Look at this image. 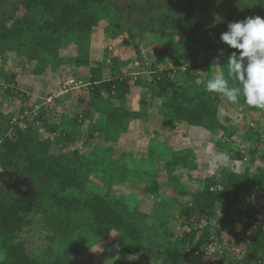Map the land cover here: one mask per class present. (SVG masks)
Returning a JSON list of instances; mask_svg holds the SVG:
<instances>
[{"label": "trees", "instance_id": "obj_1", "mask_svg": "<svg viewBox=\"0 0 264 264\" xmlns=\"http://www.w3.org/2000/svg\"><path fill=\"white\" fill-rule=\"evenodd\" d=\"M177 2L181 3L162 13L156 0H145L149 10L143 21L132 22L112 12L109 21V6L121 8L110 0H20L25 12L12 23L13 14L0 9V57L4 63L11 52L14 60L27 53L29 62L36 61L31 77L47 76L46 60L53 62L54 70L69 64L61 77L67 87L79 83L74 78L83 79L76 71L78 66H91L90 77L79 83L81 88L68 90L47 107L38 105L39 98L29 104L32 96L25 94L21 105L6 109L5 100L16 96L11 84L19 81L14 73H5L1 80L5 98L0 100V170L27 177L35 194L16 193L0 180V264H76L69 256L76 252L75 240L91 236L107 241L114 234L118 235L115 246L106 247L109 253L90 259V264H132L130 252L138 256L137 264H211L212 260L215 264H264V121L261 125L258 121L259 126L249 123L246 129L227 125L229 119L221 114L224 96L205 90L214 75H228V58L218 59L219 45L227 47L228 56L237 50L223 43L220 35L227 31L228 23L240 21V15L226 17L222 12L221 29L216 31L208 25V11L201 8V15L192 12L199 9L197 0ZM227 6L222 10L227 12ZM102 20L106 23L101 27ZM94 27L97 34L101 27L105 47L104 58L92 66L90 49L83 42ZM159 31L172 37V50L178 48L190 62L184 71L170 66L172 58L164 48L154 62L149 61L148 69L142 61L143 66L127 72L124 68L131 62L116 56L108 45L120 37L123 45L135 50L136 62H140V38L148 32L159 37ZM70 39L81 47L76 57L65 62L60 49ZM199 45L205 50L197 51L194 47ZM208 53L213 59L206 62L202 75L191 62L206 59ZM180 54L174 59L183 57ZM0 71L4 73V68ZM71 79L73 83H69ZM229 83L237 82L230 79ZM134 88L140 90V110L129 113L125 100ZM65 95L76 102L78 110L64 106ZM240 99L232 105L244 104L243 112L259 111L264 119V109L249 107L242 96ZM102 101L107 106L101 108ZM158 102L164 118L208 130L217 148L240 163V170L222 163L216 172L197 179L192 193L183 177L174 172L182 150L167 151L165 183L157 178L154 159L116 152L109 143L134 129V120ZM41 131L48 135L40 138ZM237 136L246 144L244 149L237 147ZM97 138L108 144L98 145ZM71 145L88 151L69 150ZM93 169L98 171L96 181L89 180ZM138 190L145 197L161 195L160 201L146 211L148 199L139 198L146 201L144 207L134 198ZM167 207H174L173 213L181 218L184 229L179 234L161 227L159 214ZM154 231L161 242L148 247L147 239L156 237ZM55 241L67 249L63 254ZM212 243L217 246L211 252Z\"/></svg>", "mask_w": 264, "mask_h": 264}, {"label": "rangeland", "instance_id": "obj_2", "mask_svg": "<svg viewBox=\"0 0 264 264\" xmlns=\"http://www.w3.org/2000/svg\"><path fill=\"white\" fill-rule=\"evenodd\" d=\"M112 1V3H116L119 5L120 11L115 9L114 7H112L111 5L109 6V21H111L110 17H111V12L112 14L115 16H118L120 13L123 17V19L125 21H129L132 22L133 20H140L143 21L144 15L146 13V11H148L149 9L145 6V0H110ZM159 7H160V11L163 13L164 11H166V8H168V6L170 8H174L175 5L177 3H181V2H177L179 0H156ZM187 0H183V3H185ZM197 6L199 9H193L192 12L195 13V15H201L203 14V12L200 10L201 8L203 10L208 11V18L209 20H207L208 25L210 27V29L213 28L216 29V31H219L221 29V23H220V14L222 12H224V15L226 14V17L232 16L233 14L236 15H240V21L244 20L246 17H255V16H260L261 18H264V3H260L257 2L255 3V0H197ZM228 4L227 8L228 11H223L222 7H224V5ZM252 4V6H251ZM19 8V13L17 12L16 14V10H18ZM0 9L4 10L5 12H7L8 14H13V18L10 21V23H12L13 21L17 20L20 16H22L24 14V10L21 9L20 7V0H0ZM217 17H219V22H217ZM106 21L102 20L99 24V26H103L105 25ZM101 27L99 28V33L102 35L101 32ZM94 30V31H93ZM92 30V35L91 37L87 40L86 38V42L83 43H87L90 40L95 41L97 38V32H96V27H94V29ZM99 35L101 38L102 36ZM159 37H155V34H151V32H148L147 34H145V36L141 37L139 42H140V50H141V61L140 62H136V63H129L127 65V67L124 68V70H127L128 68L131 67H136L135 64L138 65H142V61H145V67L148 69V65L149 63L152 61L154 62L158 56V51H160L161 49L163 50L168 49L167 50V57L168 58H172V60H170V66H175V67H181V69L184 71V67L186 66V63L188 62V60L184 57V55L178 53V48H174L172 50V45H171V38L172 37H166L165 34H163L162 32L159 31L158 33ZM122 37V36H121ZM70 42L74 43L73 45L71 44V46H73L76 49H79L81 47V44L79 42H77L75 39H70ZM68 42V41H67ZM109 48L112 50V53H114L116 56L118 57H122L123 52H121V50L123 48H125L121 41V38H117L113 41L112 44H108ZM130 50L133 52V56L135 57L134 60H138L137 59V55L135 53V50H133V48L131 46ZM197 51H201V50H205L204 46H195L194 47ZM102 47H99L98 51H94L96 53V57H98L99 55L103 56V52L101 51ZM101 53V54H100ZM122 53V54H121ZM180 54L183 57H178L176 59H174V55ZM78 54V52H77ZM174 54V55H173ZM218 59H227L228 56V51H227V47L223 44L219 45V50H218ZM207 55V54H206ZM7 61L4 63L2 61V57H0V67L4 68V73H2L0 71V83L2 84L4 79V75L5 73L8 74H16V80H19V83L17 85V83L15 84H11L12 87H14V90L16 91V96L12 97V98H8L5 100L4 104L7 106L6 109H8L11 105L13 106H19L21 105V100L23 99V97H25V94L27 95H31V100H29V104L32 101H38L40 96L38 93H36L37 89L40 88H44L45 86L47 88H52V76L47 75V83H41V81H38V77H31V74L35 71V65H36V61L32 60V62L28 61V54L27 53H20L19 55L16 56V59L14 60V53L11 52L9 54H7ZM13 57V58H12ZM207 58H202L201 60L197 61L196 59L193 60V65L196 64L195 69H197L200 73H202V75H204L206 73V62L212 61L213 56L211 53H208V55L206 56ZM220 57V58H219ZM133 60V61H134ZM48 60H46L45 62H47ZM150 61V62H149ZM108 63V61L106 62ZM190 63V62H188ZM147 71V70H146ZM128 72V70H127ZM146 75H148V72H146ZM19 76V77H18ZM24 79V80H23ZM15 80V81H16ZM24 81L23 84L21 85V81ZM55 82L57 83V85L62 86V84L64 85V82L61 78L58 79H54ZM5 88V86L3 87ZM28 90H35L36 92H31ZM56 90H52V92H55ZM31 92V93H29ZM17 97V98H16ZM68 97H70L68 95ZM2 98H5V95L2 91V89H0V100ZM22 98V99H21ZM50 100L52 98H49ZM48 100V101H50ZM241 100V99H240ZM47 103H51V102H47ZM26 104L28 105V102H23V105ZM45 106V103L43 104ZM42 105V107H43ZM103 105V104H102ZM244 104H241L240 107L239 106H234L232 105L231 102H229L227 100L226 97L222 98V104H221V114L224 117V119H229L227 122H225L227 125L230 124L231 126H238L239 129H243L247 127V125L250 123L251 125H255L258 124V121L260 122V125L263 123L262 121H264V119H260V114L259 112H254L252 115L250 116H245V112H243V106ZM34 113V111H32ZM227 117V118H226ZM264 129V128H263ZM40 138L46 137L48 135V133H45L44 131L39 132ZM141 138H136L134 137V140H132L131 145L134 144L136 146L135 143H139L137 148H140V150H142V142L146 141L145 139L140 140ZM235 142L237 144V147L241 149V145H244V147L246 146V144H242V140H240V138L237 136L235 137ZM139 140V142H137ZM96 143H98V145L100 146H106L107 144L104 143L102 140H98ZM119 144V141H118ZM130 144H123V145H118L120 148V150L122 149L121 152H123L124 154H127V150L125 151V149L131 146ZM206 145V144H205ZM230 145V142H227V146ZM177 146V145H176ZM54 147V148H53ZM52 147V151L54 152V150H56V146ZM81 149H80V148ZM79 147L76 146H70L69 150H73L74 148H77L78 152L81 154H86V152L88 151L86 148H83L79 145ZM144 147V146H143ZM243 147V146H242ZM243 147V148H244ZM68 149V148H67ZM86 152H85V151ZM144 150V149H143ZM142 150V151H143ZM199 152H202V150H199ZM118 154V153H117ZM219 157L221 154H218ZM225 156H227L225 154ZM221 157H224L221 155ZM202 159V157H201ZM218 161V160H217ZM264 161V160H263ZM206 161H202V163H205ZM227 163H229V166L232 167V169L234 171H238L240 170V163L239 162H235L234 160H227ZM225 162V163H226ZM226 163V164H227ZM205 168L207 170L210 169V163L208 164V162L206 163ZM95 171H92L89 174V180L90 181H96V175L94 173ZM203 172H206V170H204ZM181 173V172H180ZM182 176V175H181ZM199 179V178H197ZM0 180L3 183V185L6 186L7 189L12 190L16 193H23L25 195H34L35 193V187L33 186V184H31L30 180L27 177H22L21 175L15 174L12 172V170L10 169H6V170H0ZM186 183V188L189 191H192L193 189L195 190V188L197 187V182H193L194 184H190L187 182V179H185L184 181ZM155 200V198L149 199L148 203L145 207L146 211H150L151 210V204L153 203V201ZM167 211H165L163 214H159V216H161V218L159 219L160 223H161V227L162 229H167L173 232H176L177 234L181 233L184 229V227H181V218L179 216H175V214L173 212H175L174 207H167ZM171 212L173 214H171ZM168 215V218H167ZM264 220V218H262ZM157 231V230H156ZM156 231L151 232L153 236L156 235V237H152V238H148L147 239V246L148 247H154L156 244H158L159 242H161V237L158 236V234L156 233ZM224 242L225 244L227 243V235L224 234L223 236ZM118 240V235L114 234L112 235V237L110 239H108L107 241H104L103 238H98V237H85L82 239H77L74 242L75 245V249L76 252L71 254L69 253V256L71 258V261H73L76 264H90L92 263L91 261L96 259V258H100L101 254L103 252L105 253H109V249H107L106 247H111L109 245L115 246V244L117 243ZM57 241H55L56 243ZM57 247H60L61 245L57 242V244H55ZM217 245L212 243V245H210V247L208 248L209 251H213L215 250ZM61 248V252L63 254V252H65L66 250L62 247ZM112 248V247H111ZM107 249V250H106ZM220 250V249H219ZM67 253H65L64 255H66ZM112 255V254H111ZM105 256V255H104ZM130 257H132V264H137L136 259H137V255H134L132 252H130ZM129 257V258H130ZM92 259V260H90ZM212 260V259H211ZM134 261V262H133ZM215 264L213 262V260L211 261V264ZM129 264V263H128Z\"/></svg>", "mask_w": 264, "mask_h": 264}, {"label": "crops", "instance_id": "obj_3", "mask_svg": "<svg viewBox=\"0 0 264 264\" xmlns=\"http://www.w3.org/2000/svg\"><path fill=\"white\" fill-rule=\"evenodd\" d=\"M99 35L101 34L98 33V37L96 38L95 41L91 40V43L90 42L88 44L86 43L87 47L90 49V58H91L90 61L93 62L91 64L92 66L95 65L94 63L98 61L101 62L100 59L104 58V55L101 56L99 54H98V57H96V53L94 52V51H98L99 47H102L101 51L103 52V48L105 47L104 46L105 41L103 39V36L101 35L102 36L101 38ZM70 43L72 45L74 44L68 41L60 49V55L65 59V62L70 61L69 58L76 57V55H78L77 54L78 49L71 46ZM124 47L125 48L121 50V52H123V55L120 58H122L125 61L126 60L130 61L132 64L136 63V60H134L135 57H132L133 56L132 53L134 51L132 52L129 46H124ZM45 63H46V66H48L47 67L48 69L46 68L47 75L52 76V88H47L45 86L44 88L37 89L36 90L37 92L35 90H28L31 92H36L40 96H42V97H39V99L41 100V101H38L39 106H42L45 103V106L47 107L50 104L47 102H52L54 98L55 99L60 98L68 90L81 88V85L83 84L82 80L85 77L87 78L90 77L91 75L90 73L91 66H84V67L78 66L76 71L77 73L79 72L80 77L83 76V79L81 78L80 79L74 78V79L78 81L81 85H79V83L78 84L76 83V85H73L72 87H67L65 83L63 82L64 85L62 84V86H59L57 85L54 79H58L64 76L66 73L65 69L70 67L69 64L66 65V68L58 67L54 70L51 67L53 63L51 60H48ZM136 64L135 66H137ZM37 79L38 81L40 80L42 84L44 82L47 83L46 82L47 77L45 75L42 77L40 76ZM23 80L21 81L22 82L21 85L24 82ZM52 90H56V91L52 92ZM83 96L84 97L88 96L86 91ZM49 98H52V99L50 100ZM139 100H140V90L138 88H134L131 94L128 95L127 100H125V103H126L125 109L127 108L129 113H132V111L140 110ZM34 103L35 101H32L30 104L34 105ZM64 103H65L64 106L66 107L72 106L73 109H74V106L77 107L76 102L70 101L67 95H65L64 97ZM56 105L58 106L57 109L59 110L61 107L59 108L58 103H56ZM84 106L85 105H83V107ZM100 106L101 108H103L107 106V103L105 101H102ZM160 106L161 104L159 102L156 105L155 104L152 105L149 108V110L146 112V114H144L143 117L139 118L138 120H134L136 121L134 123V127H135L134 129H130V131H128L125 134L117 135L116 138L113 140V142L109 143L110 146L112 145L115 146L116 152H118L119 151L118 148H120L119 147L120 145H123L125 143L131 145L132 143L131 141L134 140V137L141 138L140 140L145 139L146 141H143L141 143L142 150L144 149L143 151L140 150V148H137L139 146L138 145L139 143H135L136 146L132 144L130 147H128V149L126 148L125 151L127 150L126 153L128 155L129 154L133 155L135 153L139 156V158L154 159L157 164L156 165L157 178L159 181L163 183L167 181V176L165 174L166 173L165 163H164L167 151L169 149L176 150V151L182 150L184 154L183 156L180 157L177 165L174 167V172L182 175L183 177L182 182L185 184V186H186V183L184 182L185 179H187V182L189 183V185L194 184L193 182H197V178H203V176L206 177L207 175L216 172L217 169L222 165V163H225L227 160L230 159L225 152L217 148L216 146L217 143L215 142V140L212 139L213 138L212 134L208 130H206L205 128L199 127V126H188L187 127V126H184L183 124H177L176 121L171 118H164L163 116H161L162 114H161ZM81 108L82 107H80V109ZM78 109L79 107L75 108L74 110H78ZM254 112L255 111H253L252 114ZM256 112H259V111H256ZM252 114L245 112V116H250ZM86 123L88 124V121ZM98 140H102L104 142V140L101 138L99 139L97 138L95 141L97 142ZM118 141H119V144H118ZM137 142H139V140ZM199 150H202V152H199ZM121 151L122 149L120 150V152ZM218 154H221L224 157H221V155L219 157ZM225 154L227 156H225ZM202 161H206V162L202 163ZM207 162L208 164L210 163L209 170L205 168ZM227 165H229V163H227ZM93 170L95 171L94 172L95 175H97L98 171H96L95 169ZM204 170H206V172H203ZM135 188L136 187H134V189ZM193 190L191 191L192 193H193ZM141 197L145 198V200L155 198L153 202L157 203V201H160L161 195H158L157 197L152 196V195L145 197V195H142L140 191L138 190L134 198H137L138 200H140L141 202L140 205L144 206L145 200L141 201V199H139Z\"/></svg>", "mask_w": 264, "mask_h": 264}, {"label": "clouds", "instance_id": "obj_4", "mask_svg": "<svg viewBox=\"0 0 264 264\" xmlns=\"http://www.w3.org/2000/svg\"><path fill=\"white\" fill-rule=\"evenodd\" d=\"M220 40L237 51L228 57L227 77L223 72L214 75L206 82L205 90L222 94L231 103H238L242 96L249 107L264 109V18L250 16L230 22ZM230 79L237 83L230 85Z\"/></svg>", "mask_w": 264, "mask_h": 264}, {"label": "built area", "instance_id": "obj_5", "mask_svg": "<svg viewBox=\"0 0 264 264\" xmlns=\"http://www.w3.org/2000/svg\"><path fill=\"white\" fill-rule=\"evenodd\" d=\"M73 82H74L73 79L69 80V83H73ZM26 113H29V111H27ZM242 146L244 147V145H241V149H244ZM262 150H264V140H263V148H262ZM261 218H262V216H261Z\"/></svg>", "mask_w": 264, "mask_h": 264}]
</instances>
